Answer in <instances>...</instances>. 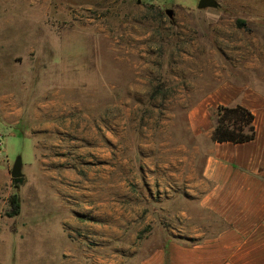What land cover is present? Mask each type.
<instances>
[{
  "label": "rangeland",
  "instance_id": "obj_1",
  "mask_svg": "<svg viewBox=\"0 0 264 264\" xmlns=\"http://www.w3.org/2000/svg\"><path fill=\"white\" fill-rule=\"evenodd\" d=\"M219 1L0 0V264H139L185 238L211 146L192 110L264 92V0Z\"/></svg>",
  "mask_w": 264,
  "mask_h": 264
},
{
  "label": "crops",
  "instance_id": "obj_2",
  "mask_svg": "<svg viewBox=\"0 0 264 264\" xmlns=\"http://www.w3.org/2000/svg\"><path fill=\"white\" fill-rule=\"evenodd\" d=\"M225 87L191 112L195 134L211 142L204 186L189 200L202 215L187 207L185 238H174L139 264H264V92L253 85ZM237 104L255 114L256 138L214 141L219 106Z\"/></svg>",
  "mask_w": 264,
  "mask_h": 264
},
{
  "label": "trees",
  "instance_id": "obj_3",
  "mask_svg": "<svg viewBox=\"0 0 264 264\" xmlns=\"http://www.w3.org/2000/svg\"><path fill=\"white\" fill-rule=\"evenodd\" d=\"M256 116L242 104L234 106L220 105L217 110V125L213 134L214 141L235 143L254 140L257 136ZM20 181V178L16 179ZM18 187V186H16ZM10 210L7 214L14 217L21 212L19 192H14L9 198Z\"/></svg>",
  "mask_w": 264,
  "mask_h": 264
},
{
  "label": "water",
  "instance_id": "obj_4",
  "mask_svg": "<svg viewBox=\"0 0 264 264\" xmlns=\"http://www.w3.org/2000/svg\"><path fill=\"white\" fill-rule=\"evenodd\" d=\"M221 5L222 3L219 0H200L199 2V7L201 9L218 8V7H221ZM22 165H23V160H22V157L19 156L16 158L14 162V165L11 171L12 177L19 178L24 175L22 171Z\"/></svg>",
  "mask_w": 264,
  "mask_h": 264
}]
</instances>
